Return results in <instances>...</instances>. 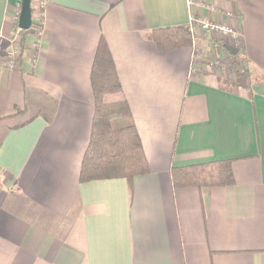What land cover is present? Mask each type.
I'll use <instances>...</instances> for the list:
<instances>
[{
	"label": "crops",
	"instance_id": "obj_1",
	"mask_svg": "<svg viewBox=\"0 0 264 264\" xmlns=\"http://www.w3.org/2000/svg\"><path fill=\"white\" fill-rule=\"evenodd\" d=\"M39 1L42 38L0 65V264H264V0H35L33 21ZM21 4L0 0L4 48ZM192 11L240 30L262 83L231 90L197 71L199 42L146 37ZM102 37L123 87L106 100L129 103L150 167L132 193L126 178L80 181ZM221 159L234 184L174 186L173 167Z\"/></svg>",
	"mask_w": 264,
	"mask_h": 264
},
{
	"label": "trees",
	"instance_id": "obj_2",
	"mask_svg": "<svg viewBox=\"0 0 264 264\" xmlns=\"http://www.w3.org/2000/svg\"><path fill=\"white\" fill-rule=\"evenodd\" d=\"M35 0H32V2ZM33 10V9H32ZM23 30V44L33 31ZM160 50L186 48L193 45L189 25L155 27L146 36ZM230 56L234 78H218L232 87L250 88L251 71L244 65L247 58L242 48L233 46L232 53L225 41L216 43ZM24 47V46H23ZM263 80L257 79L256 84ZM94 94V117L88 147L83 156L80 181L88 182L108 178H126L132 193L136 176L148 174L150 167L136 128L132 110L126 100L108 102L106 96L123 90L113 55L105 38L100 39L91 71ZM233 159L175 166L171 170L175 187H215L235 183Z\"/></svg>",
	"mask_w": 264,
	"mask_h": 264
},
{
	"label": "built area",
	"instance_id": "obj_3",
	"mask_svg": "<svg viewBox=\"0 0 264 264\" xmlns=\"http://www.w3.org/2000/svg\"><path fill=\"white\" fill-rule=\"evenodd\" d=\"M190 5H193V2H189ZM43 2H41L40 7L43 9ZM230 14V13H229ZM34 25L39 27L37 30V36L39 39L42 38V29L43 26V12L38 18L37 21H33ZM190 31L192 33V41L195 44L196 38V29H201V33L209 34L214 32L228 33L231 36L232 42L229 44L231 46L239 47L242 45V34L240 30L233 26H224L220 25L208 18H198L195 13L192 11L190 15ZM34 29V27H33ZM35 31V29H34ZM23 33V29L19 26V20L16 22V28L14 32L7 38L8 46L6 48L0 46V65L7 67L11 70L18 69L21 65V59L23 55V49L21 48L20 39ZM226 35V34H225ZM3 38V36H0ZM3 42V39L1 40Z\"/></svg>",
	"mask_w": 264,
	"mask_h": 264
},
{
	"label": "rangeland",
	"instance_id": "obj_4",
	"mask_svg": "<svg viewBox=\"0 0 264 264\" xmlns=\"http://www.w3.org/2000/svg\"><path fill=\"white\" fill-rule=\"evenodd\" d=\"M41 1H39V4L35 6L36 14L40 18L41 13L43 12L42 7H40ZM33 24V23H32ZM229 26V25H226ZM35 33H37V30H39V27L37 25H34ZM42 29V27H41ZM33 32V31H32ZM196 38L195 42H199L200 47L202 48V53H197L196 57V67L197 71L199 73H213L218 75V77H221L222 79L225 78H234V71L232 70V64L230 56L225 52L224 49L217 50L214 42L218 41L220 38L227 39V43H231L232 39L230 34L228 33H222V32H214L209 34H203L201 33V29H196ZM37 35V34H36ZM23 41V33L20 39V44L22 47H25V44L22 43ZM228 44V45H229ZM194 45V44H193ZM259 79H263L262 74H260ZM252 79V78H251ZM250 79V85L256 80L252 81ZM222 85L225 87L226 84L222 82ZM229 89L234 91L241 90L239 87H232L229 85H226Z\"/></svg>",
	"mask_w": 264,
	"mask_h": 264
},
{
	"label": "water",
	"instance_id": "obj_5",
	"mask_svg": "<svg viewBox=\"0 0 264 264\" xmlns=\"http://www.w3.org/2000/svg\"><path fill=\"white\" fill-rule=\"evenodd\" d=\"M32 23V0H22L19 26L23 30H28L31 28ZM228 48L232 51V53H235L237 50L231 45H228Z\"/></svg>",
	"mask_w": 264,
	"mask_h": 264
}]
</instances>
